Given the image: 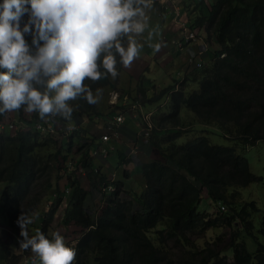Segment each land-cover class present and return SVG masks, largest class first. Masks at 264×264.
Instances as JSON below:
<instances>
[{"label":"trees","instance_id":"obj_1","mask_svg":"<svg viewBox=\"0 0 264 264\" xmlns=\"http://www.w3.org/2000/svg\"><path fill=\"white\" fill-rule=\"evenodd\" d=\"M197 5L189 26L203 28L206 39L213 36L218 48L213 49L208 63L193 68L190 75L197 79V88L188 92L183 87L171 90L165 110L153 114V126L143 125L140 130L146 136L139 138V147L146 150V155L153 150V155L133 162L143 179L137 190L125 185L127 169L113 179L103 172L107 167L115 175L117 165L134 158L118 149L114 152L115 164L111 165L109 152L101 154L95 135L87 129L73 128L60 141L18 124L13 132L0 131V211L19 238L23 239L16 221L21 213L40 209L44 199L53 196L38 216V231L51 240L50 221L63 197L60 223L72 221L81 228L72 243L64 241L76 253L72 264H87L89 255L92 264H264V241L258 239L264 238V204L258 225L254 226L251 214L258 206L254 200L236 203L237 190L233 189L260 177H253L247 159L236 151L235 144L212 143L203 133L177 141L192 128L185 129L182 124L181 106L192 113L195 121L213 124L223 136L230 135L240 148L256 139L264 140V0H212L208 6L198 0ZM26 19L22 17L21 26ZM25 40L34 53L32 34H25ZM100 71L105 70L101 67ZM106 81V77L86 79L84 84L96 88ZM37 87L42 90L41 85ZM172 87L164 86L152 98L159 99ZM145 95L139 87L130 98L143 103ZM72 104L81 111L94 110L83 96ZM22 110L23 106L13 113L29 125L34 115L21 117ZM53 119L73 123L60 115ZM120 126L112 124L111 139L124 133ZM75 139L81 153L66 174L67 192H58L56 177L60 174L57 172L51 184L49 172L53 167L58 171V162L63 163ZM47 148L54 150L44 155ZM108 185L112 188L106 189ZM95 192L100 194L96 209L91 203ZM201 197L214 202L216 210L196 209ZM224 204L227 210L220 209ZM219 226H233L225 235L223 247L219 245L220 235L205 238L201 244L195 241L206 229ZM245 235L254 240L253 251L246 249ZM6 257L4 264H13L16 259L15 254Z\"/></svg>","mask_w":264,"mask_h":264},{"label":"clouds","instance_id":"obj_2","mask_svg":"<svg viewBox=\"0 0 264 264\" xmlns=\"http://www.w3.org/2000/svg\"><path fill=\"white\" fill-rule=\"evenodd\" d=\"M164 1L167 0H160ZM168 1L172 3V19L174 23L177 22L178 30L177 35L169 39L170 43L176 49L185 44L187 49L191 48L192 53L187 57L192 61V68H199L207 63H204L203 59L211 39H206V34L200 35L193 27L190 28L191 20L178 21L179 14L174 11L173 0ZM153 2L155 0H3L0 4V69L6 71H0V114H4L0 119V125L6 121L7 112L9 115H15L13 111L19 110L21 106L23 109L26 108L29 114L25 117L22 110L20 116L28 118L34 115V120L27 125L23 123L21 117L19 119L15 115V118L5 123L10 129H5L3 124L0 131L5 129L7 133L13 132L11 130L17 124L20 128H31L52 137L58 129H61L63 135L71 132L73 128L85 130L88 126L96 125L99 119H92L90 116L102 115V100L107 98V109L103 113V115L107 113V116H102L104 118L100 120L105 129L103 127L98 129L104 132L99 135L93 133L95 137L98 136L95 142L99 143L101 154L106 156L113 147L107 143L108 139H111L112 124L119 125L124 114L130 115L133 112L137 114L139 117L137 135L144 138L146 132L140 134V130L143 125L147 128L153 126L152 116L159 110V106L157 104L152 112H148L144 110L143 105L152 106L153 102L158 103L163 99L165 104L169 92L159 99L152 98L163 87L151 90L152 81L149 82L148 76L144 75L145 63L142 64L141 70L144 72L137 76L132 94L122 80L118 85L114 80L121 79L119 72L122 65L129 68L139 56L142 45L138 43L136 37L144 33L147 27L148 17L145 9ZM165 8V2L161 3L160 10L165 11ZM183 9L186 11L185 7ZM25 16L27 19L21 26V19ZM188 31L193 32L194 38L187 36ZM25 34H32L34 53L25 40ZM152 47L158 51L160 44ZM202 47L204 49L201 53H195ZM216 48L218 46L215 44L213 49ZM213 49L210 50L209 60ZM197 62L199 64H196ZM187 65L185 61V66ZM101 67L104 72L100 71ZM143 76L145 77L142 80ZM102 77H106L107 81L100 87L89 88L84 84L86 79L97 81ZM185 77L187 78L186 75ZM37 85H41L42 90ZM171 85L173 87L169 91L176 89L173 84ZM139 87L146 94L143 103L137 98L134 100L130 98ZM81 96L89 105H93V111H81L82 108L77 106L73 108L72 101ZM58 115L71 119L73 123L64 124L58 119H53ZM46 117L53 128L49 132L35 126L36 121ZM102 134H106V139L101 138ZM101 148L106 151L102 152ZM134 152L132 149L128 154L132 155ZM75 160L71 159L69 165L65 164L68 170H72L69 168H72ZM102 167L104 168L103 164ZM106 173L107 177L113 179L111 172ZM60 191L67 192V184L63 185ZM219 207L222 209L223 205ZM27 214L22 212L16 221L20 228V236L23 237L18 241L20 247L25 250L30 248L37 254L42 264H72L76 253L74 249L65 246L64 239L59 233H53L54 239L50 241L38 231V222L37 234L29 238L26 226L31 224L32 220ZM12 231L18 236L13 226Z\"/></svg>","mask_w":264,"mask_h":264},{"label":"rangeland","instance_id":"obj_3","mask_svg":"<svg viewBox=\"0 0 264 264\" xmlns=\"http://www.w3.org/2000/svg\"><path fill=\"white\" fill-rule=\"evenodd\" d=\"M197 1L198 0H192L190 1V3L192 4H188L189 6L186 7V12L189 18H187L188 20L192 19V16H195V14L197 13L198 10V5H197ZM212 0H202V2L204 3L205 6H208L209 3ZM204 9H206V7H204ZM193 29H195L198 34H205L203 28H196L193 27ZM202 38L204 39V37L202 36ZM211 41L213 42L215 39L213 38V36L210 37ZM209 39V40H210ZM205 40V39H204ZM212 44H215L214 42ZM185 46H187L186 44L183 45L182 47H180L179 49H184L185 50ZM143 47V46H142ZM143 52V51H142ZM186 53L189 55L192 53V49L191 48H186ZM186 61V63L190 66L192 61L189 59V57H187V59H184ZM209 61H207L208 63ZM189 68V67H188ZM162 70L159 69L156 65H152L150 66V70L145 72L144 75L148 76V81H153L152 78L155 77H159L161 74ZM187 72V78L185 79H181V74L178 75L176 72L177 79H174L172 81L171 84H173L176 88L179 87H183L185 92L190 91L191 89H196L198 84H197V79H193L191 74V70L186 71ZM158 74V76H156ZM197 76H199L197 74ZM199 78V77H198ZM121 79L117 78L115 79V84L118 85V83L120 82ZM164 86H161L159 88H162ZM93 92V91H92ZM167 92H170L169 90ZM106 104H107V98H103L102 100V105L101 106V114L100 116H95V115H91L90 117L92 119H99L96 123V125H101V121L103 120L104 117L102 116H107V113L103 115V113L105 112L106 108ZM157 104L159 106L160 111L165 110V106H164V99L157 102H153L151 108L147 109L144 108V110L148 111V112H152L156 107ZM23 113L24 116L26 117L29 112L26 111V108L23 109ZM180 114L183 116V121L182 124H185V129H189L190 127L191 130H187L186 132H184V134H182L177 141L181 142L184 141L190 137L195 136L198 133H203L206 135V137L208 138V140L212 143H219V144H223V145H234L235 144V149L238 153L242 154L248 162V170L251 172V174L253 175V177L259 176L260 179L254 180V181H250L245 185L242 186H233V189L237 190V193H234V197H235V202L236 203H242V202H246L249 200H254L256 205L258 206V210L252 212L251 214V218H252V222L254 224V226L258 225V219L260 216V212H261V208L264 204V199H263V195H264V182H262V180L264 179V140L261 139H256L254 140L253 144L251 145H244V148H240L239 145H237V143H235L234 140H232L230 135L227 136H223L221 131L213 124H202L199 123L197 121H195L192 113L187 110L186 108H184L183 106H181L180 108ZM7 116V117H6ZM5 120L3 124H5L6 122H8L9 120H12L11 118H15V115H9V112H7V115H5ZM142 117H140L141 119ZM83 124L85 122H82ZM2 124V125H3ZM7 124V123H6ZM5 124V129L9 130L10 127L8 125ZM17 124V122H15V125ZM56 124H58V122H56ZM0 125V128L1 126ZM103 128L105 129V127L103 126ZM2 129V128H1ZM3 130V132H7V130ZM12 129V127H11ZM14 129H12L11 131H13ZM90 132L99 135L100 133L104 132V130H89ZM68 132V131H67ZM88 133V131H87ZM67 135V134H66ZM53 138H56V140H61L63 139V133L61 131V129H58L57 132L54 133ZM82 141V139H80V142ZM72 146L70 147V150H68L67 154L65 155V158H63V163L66 165H69L71 163V159H78V155L81 153L80 150H77V147L79 145V141H76V139L72 142ZM127 143H131L128 142ZM125 144V143H124ZM58 145V142H57ZM133 147L129 148L128 152H130L132 150ZM54 149L53 148H47L44 150V155H47L48 153L52 152ZM108 156H111L109 158V161L111 163H113L116 160V156L114 153H110ZM134 159L132 162H136L138 159V154L137 153H132L131 155ZM77 162V160H76ZM62 162H58V171H56V168L53 167L51 168L50 172H49V176H48V181L53 184L54 183V179L58 174H60V176L57 178V190L58 192H60L61 189H63V185L66 181V174H68L70 172V170H68L66 167H64L62 164ZM130 162H128L129 164ZM127 164V163H126ZM125 164V165H126ZM124 164L121 163V165H117V170H115V175H113V177H117L119 173H121V170L128 167L125 166ZM74 166V163L72 165V168ZM69 168V169H72ZM107 170H103V172H107L109 169L106 167ZM109 174V173H106ZM84 185L86 184V181H83ZM85 187H87V184L85 185ZM57 193V191L55 192ZM66 194V193H65ZM99 197L100 194H98V192H95L92 196V200L91 203L93 205V207L98 208L99 207ZM53 199L50 198V200ZM50 200L44 199L43 204L41 205V208L38 211H35L34 209L32 210V213H30L28 215V217L32 220L31 224H28V234L29 236H34L37 234V227L38 226V215L39 212H41V210H44L49 203ZM51 202V201H50ZM65 204V200L62 197V200L59 204H57V208L55 210V212L52 215L51 221H50V228L48 230V235L51 237V240L54 239L53 237V233H59L64 240H67L69 242H73L74 238L79 234V232L81 231L80 226H78L77 224L73 223L72 221H70L68 224L63 225L62 223H60V218H61V213L63 210ZM215 207V203L212 202L209 198L207 197H201L199 199V201L196 203V209L198 210H205L208 212L211 211H215L216 209ZM225 208V210H227L226 205L224 204L223 206ZM5 220V219H4ZM8 221V218H7ZM235 226H239L238 221H235ZM233 228V226L227 227V226H219V227H211L206 229V231L204 232V234L199 235L202 237L199 238H194L195 241L199 244H201V242L203 241V239L205 238H211L213 239L215 236L220 235L221 237V241L219 244L220 247H223V244L225 243V241L227 240V236H225L226 234H228L230 232V230ZM3 230H5V226L0 227V234L3 235ZM194 236V235H193ZM196 236V235H195ZM30 238V237H29ZM244 239V243H245V247L248 251H253V249L255 248V242L251 237H248V235H245ZM259 241H264V238L262 236L258 237ZM14 242V241H13ZM13 242H11L13 244ZM11 243H7V244H11ZM17 252V251H16ZM226 253H230L229 249H226ZM90 258L92 259V255H89ZM89 259V261L87 262L88 264H92V260ZM18 260H21V258L18 255V259L15 260V264L18 262Z\"/></svg>","mask_w":264,"mask_h":264},{"label":"crops","instance_id":"obj_4","mask_svg":"<svg viewBox=\"0 0 264 264\" xmlns=\"http://www.w3.org/2000/svg\"><path fill=\"white\" fill-rule=\"evenodd\" d=\"M190 1L192 0H173V3L175 5L174 11L179 14L177 17L178 21H181L183 19L187 20V12L183 8L185 7L186 9V7L192 4L190 3ZM164 2L166 4V8L165 11H162L160 10V4ZM164 2H160V0H155V2L151 3V6L149 8L145 9V14L148 17L147 27L144 33L136 37V39H138V43L141 44L143 47L140 50L139 56L134 59L131 66L129 68H124L122 65V69L119 72V76L122 82L124 83V86L130 88V94L133 93V89L135 90L137 76L140 73L144 72L141 71L143 63H145L146 72L150 70V66L152 65H156L159 69L162 70L159 77L154 76L152 78L153 81L151 82V90H155L156 88L172 83V81L174 79H177V76L180 74L182 75L181 79H185V75L187 76L186 71L188 70L189 72V70H191L192 72L193 70L192 65L185 66L184 59H187L188 56V54L186 53V47L185 50L176 49L170 43L169 39L173 36H176L178 33L176 26L177 22L174 23L172 19V3L168 0ZM150 33L151 38H149ZM212 43L213 42L210 40L209 49L206 51V55L203 59L204 63L209 60L210 50L215 47V44ZM155 44H160V48L158 51L154 50V47H152ZM176 72H178V75H176ZM156 76H158V74ZM144 77L145 76H143L142 80L144 79ZM148 92H150V90H148ZM143 106L147 109L151 108V105ZM119 125H121L120 127L124 129V133H122L121 131V137L116 140L108 139L107 143L113 146L109 151L108 155L110 153H114L116 150L119 149L125 154V156H127L128 150L131 147H133L132 149L135 151V153L138 154L137 158L141 160L142 158H146L147 156L150 157V155H153V150H151L148 155H146V150H143L139 147V135H137L139 128V117L137 116V114H135L134 112L130 115L124 114V117ZM87 129L95 130V128L92 126H88ZM97 137L94 138L96 139ZM127 141L131 143H127ZM125 156L123 157L126 158ZM110 157L111 156H108V158ZM96 159L97 158H93V160ZM128 162L130 163L128 164ZM128 162L127 164L122 163L124 165L126 164L125 166L128 165V167L125 168L127 169L128 177L124 178V182L126 186H131L133 189L137 190V187L140 188L141 185H143V179L139 173L137 165L131 161ZM104 163L107 164V162ZM111 165H113V163H111ZM47 200H50L49 196L46 197V201ZM34 210H38V208ZM30 213H28L27 216ZM7 223H9L7 221V216H4L0 211V227L5 226V230H3L4 234H0V264H4L6 262V256H8V254H15V260L18 259L19 255L21 260H18L16 264H39L40 258L37 256V254L32 252L30 248L25 250L20 247L18 241L21 240V238H19V236H16L13 233L12 227L9 226ZM29 237L31 238V236ZM11 242H13V244ZM15 262L16 261H14L13 264H15Z\"/></svg>","mask_w":264,"mask_h":264},{"label":"built area","instance_id":"obj_5","mask_svg":"<svg viewBox=\"0 0 264 264\" xmlns=\"http://www.w3.org/2000/svg\"><path fill=\"white\" fill-rule=\"evenodd\" d=\"M187 36L190 37V38H194V34H193V32H191V31H188V32H187ZM203 49H204V47L199 48L195 53H201V51H202ZM196 64H199V63L197 62ZM50 124H51V123H50V121H49V118L46 117V118H44V119H42V120L36 121L35 126L38 127V128H40V129H43V130H45V131L48 130V132H49V131H52V130H53V128L51 127ZM101 138H102V139H106V134H102V135H101ZM101 151H102V152H105L106 150L103 149V148H101ZM107 188L110 189V188H112V187H111L110 185H108ZM64 190L66 191V189H64Z\"/></svg>","mask_w":264,"mask_h":264}]
</instances>
